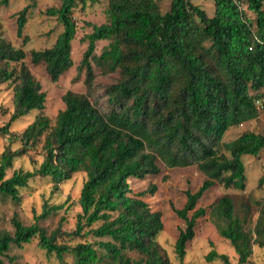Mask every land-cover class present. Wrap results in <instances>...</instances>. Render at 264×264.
<instances>
[{
  "label": "trees",
  "instance_id": "16d2710c",
  "mask_svg": "<svg viewBox=\"0 0 264 264\" xmlns=\"http://www.w3.org/2000/svg\"><path fill=\"white\" fill-rule=\"evenodd\" d=\"M96 1L59 0L57 8L46 11L57 18L63 31L51 48L31 51L30 63L43 64L52 83L72 67L73 9ZM211 1L214 12L209 17L190 0H171L165 12L157 0H108L106 22L87 35L88 45L77 67L85 73V92L67 91L62 96L64 109L52 127L42 112L46 95L23 62L25 52L0 35V85L14 84L13 111L0 125V136L20 144L15 150L8 144L0 153V199L19 206V190L36 178H48L54 193L74 174H85L74 230L62 232L58 225L47 232L36 223L23 224L13 214L12 232L0 230V264L12 249L34 239L60 264L66 256L72 264H172L157 241L163 229L161 214L141 199L155 186L134 194L129 183L157 175V162L169 169L195 166L204 176L195 192H185L183 207L173 209L184 223L174 243L180 263L195 236L197 220L207 214L217 234L234 250L237 264L248 263L254 245L264 248V199L253 201L258 216L251 228L243 214L247 205H240L243 213L239 214L229 195L221 196L208 210L196 207L215 185L244 191L242 158L256 157L264 150V132L246 131L223 141L227 131L258 116L256 100L264 104V0ZM242 4L254 13L253 21L245 16ZM27 10L17 13L18 38ZM98 41L108 42L99 56L95 54ZM92 63L103 74L120 75L105 90L104 109L91 100ZM32 111L39 114L19 135L9 131L13 122ZM39 144L42 161L36 169H13L18 158ZM263 182L260 178L259 186ZM60 208L44 203L35 219L44 220ZM64 238L80 241L70 245ZM205 261L230 264L225 254L214 249Z\"/></svg>",
  "mask_w": 264,
  "mask_h": 264
},
{
  "label": "rangeland",
  "instance_id": "374dc122",
  "mask_svg": "<svg viewBox=\"0 0 264 264\" xmlns=\"http://www.w3.org/2000/svg\"><path fill=\"white\" fill-rule=\"evenodd\" d=\"M0 0V35L4 41L16 49H22L25 52L24 64L28 67L33 77L41 85L42 91L46 95L43 114L49 119L52 127L57 114L64 109L62 96L67 92L82 94L85 92L84 70L78 72L77 67L80 64L82 56L87 48L89 35L93 27L103 25L106 22V11L108 0H97L94 3L87 2L85 5H77L72 12V19L76 24L74 39L71 41L72 67L60 76L57 82L52 83L43 64L32 65L30 63V52L35 50H44L51 48L57 37L63 31L62 25L55 16L47 15L46 11L59 6V0H6L3 4ZM211 17L214 12L213 2L211 0H190ZM171 0H157L162 12L167 11ZM28 7L27 20L23 29L21 38L16 36L17 13L23 8ZM245 16L252 20L254 13L247 9L246 5H240ZM264 7V5H263ZM26 39L24 42L23 39ZM107 41H98L95 44V54L100 55L102 49L107 46ZM16 69L19 64H12ZM95 75L92 101H96L100 108H105L104 93L107 87L115 84L120 75L116 72L103 74L101 69L92 63ZM13 82H7L0 85V125L5 124L13 111ZM261 95H264L262 90ZM39 114L38 111H32L27 116H23L13 122L9 131L19 135ZM252 131L256 133L264 132V106L258 110V116L252 120L241 124L238 128L230 129L224 135L223 141L230 142L241 135L243 132ZM15 150L20 147L19 142H8L0 136V153L7 146ZM40 145L31 149L26 155L18 158L13 169L24 171H33L42 161ZM245 168V190L237 191L224 189L222 186L215 185L207 191L197 202V208L207 209L214 204L221 196L229 195L235 202L238 211L240 205H247L245 214L247 228H251L258 216L257 207L253 201L264 199V182L259 186V179L264 178V150L256 156H244L242 158ZM160 172L157 175H148L143 180L131 179L129 181L131 190L134 194L149 190L151 185L155 186L153 193L147 192L141 199L148 204L152 211L161 214L163 229L158 235L157 241L164 250L167 258L172 264H222L220 261L206 262V254L214 249L219 254H225L230 264H237V255L230 247L228 241L221 238L210 223L208 214L199 218L195 227L194 238L186 245V255L180 263L174 253V243L180 230L184 229L183 221L176 216L173 209H181L186 201L185 192L190 190L195 192L202 184L204 176L195 167L185 168H166L160 162H157ZM12 170L7 172V177L11 175ZM85 180L84 173H76L69 180L61 183L58 190L51 192L52 183L48 178H36L29 182L26 188L20 189V205H13L7 200L0 199V230L12 232L9 220L13 214H16L20 221L25 225L36 223L38 226L51 232L60 225L62 232H72L75 228L76 215L80 213L77 204L82 184ZM57 205L61 208L52 212L44 220H36L35 217L42 213L43 204ZM94 225L93 227H96ZM63 242L70 245L78 243L77 238H64ZM86 240H91L87 237ZM133 258L137 255L130 253ZM9 257L12 261H9ZM4 264H60L55 257L47 255L44 250L39 248L37 239L23 245L21 249H12ZM63 264H72V259L66 256ZM246 264H264V248L252 247V254Z\"/></svg>",
  "mask_w": 264,
  "mask_h": 264
},
{
  "label": "built area",
  "instance_id": "2783aa9c",
  "mask_svg": "<svg viewBox=\"0 0 264 264\" xmlns=\"http://www.w3.org/2000/svg\"><path fill=\"white\" fill-rule=\"evenodd\" d=\"M254 104H255V106H256V108H257L258 110L261 109V108H263V106H264V104H262V102L259 101V100H256V101L254 102Z\"/></svg>",
  "mask_w": 264,
  "mask_h": 264
}]
</instances>
